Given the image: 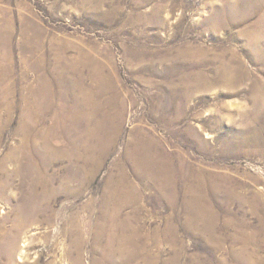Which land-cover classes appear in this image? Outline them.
<instances>
[{
  "label": "rangeland",
  "instance_id": "1",
  "mask_svg": "<svg viewBox=\"0 0 264 264\" xmlns=\"http://www.w3.org/2000/svg\"><path fill=\"white\" fill-rule=\"evenodd\" d=\"M0 264H264V0H0Z\"/></svg>",
  "mask_w": 264,
  "mask_h": 264
},
{
  "label": "bare ground",
  "instance_id": "2",
  "mask_svg": "<svg viewBox=\"0 0 264 264\" xmlns=\"http://www.w3.org/2000/svg\"><path fill=\"white\" fill-rule=\"evenodd\" d=\"M32 168H34L33 166H32ZM42 176V175H41ZM44 176V175H43ZM39 178H41V177H39Z\"/></svg>",
  "mask_w": 264,
  "mask_h": 264
}]
</instances>
